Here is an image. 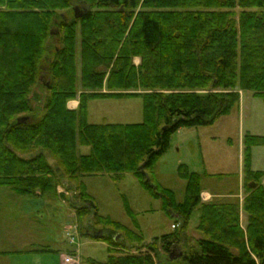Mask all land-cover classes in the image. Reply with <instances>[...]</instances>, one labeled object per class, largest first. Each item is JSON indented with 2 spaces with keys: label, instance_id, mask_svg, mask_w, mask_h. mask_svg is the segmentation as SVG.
Listing matches in <instances>:
<instances>
[{
  "label": "trees",
  "instance_id": "trees-1",
  "mask_svg": "<svg viewBox=\"0 0 264 264\" xmlns=\"http://www.w3.org/2000/svg\"><path fill=\"white\" fill-rule=\"evenodd\" d=\"M242 91L264 100V0H0V187L57 199L68 181L81 235L107 244L106 260L93 264H264V167L251 168V148L264 145V134L243 138L241 203L203 201L201 174L184 164L180 202L153 177L175 131L239 109ZM123 97L141 98L140 122L88 121V100ZM105 173L115 181L131 173L180 226L145 241L126 199L136 229L99 214L82 178ZM194 210L200 237L190 243ZM88 215L101 236L82 222ZM184 242L188 248L171 257Z\"/></svg>",
  "mask_w": 264,
  "mask_h": 264
},
{
  "label": "rangeland",
  "instance_id": "rangeland-1",
  "mask_svg": "<svg viewBox=\"0 0 264 264\" xmlns=\"http://www.w3.org/2000/svg\"><path fill=\"white\" fill-rule=\"evenodd\" d=\"M77 49L79 51V41ZM135 62L139 63V59L136 58ZM46 80L44 75L42 85L34 88L35 107L41 105L44 97L43 84ZM87 105L88 121L91 123H136L142 120L140 97L90 99ZM246 134H264V100L250 91H242L239 109L219 117L213 124L181 127L175 131L170 137L169 148L154 165L153 177L163 187L173 190L176 200L180 202L184 195L185 181L178 177L177 168L184 164L190 171L201 174L203 188L215 195L203 194V201L213 198L216 201L238 200L241 203L245 193L242 185V150ZM81 149L82 152L89 151L87 146ZM47 159L54 163L50 156H47ZM263 167L264 145L252 146L251 168L262 170ZM82 179L87 192L97 203L99 214L136 229L132 217L126 213V199L135 214L140 229L138 232L145 241L173 231V225H177L175 228L180 226L175 223L176 216L165 213L161 200L144 189L131 173L124 174L118 181L113 180L107 173L88 175ZM73 189L68 181L61 180L57 186L58 198L54 199L18 195L10 187H0V249L50 245L54 251L46 255L49 256L47 262L58 264L60 252L77 248L81 264H90L89 259L104 262L108 255L106 242L81 235L86 230L74 215L76 210L69 204L76 194ZM71 213H74V219L69 217ZM198 216L199 212L194 210L185 231L187 236L193 238L190 243L200 237L194 229ZM69 219L72 221H68ZM91 219V215H88L82 222L89 226L94 235L100 229L91 225ZM241 222L245 226L244 215L241 216ZM74 225L78 234L75 235V244L70 245L68 249L65 245L68 239L66 230ZM92 227H95V230ZM182 245L172 247L171 255L174 258L179 257L183 250L188 248L187 243ZM8 258L10 257L0 255V264H8L9 260L10 264H13L12 257L9 260Z\"/></svg>",
  "mask_w": 264,
  "mask_h": 264
},
{
  "label": "crops",
  "instance_id": "crops-1",
  "mask_svg": "<svg viewBox=\"0 0 264 264\" xmlns=\"http://www.w3.org/2000/svg\"><path fill=\"white\" fill-rule=\"evenodd\" d=\"M241 94H242V92H241ZM77 104H78L77 99L69 100L67 102V106L70 109H75L77 107ZM202 188H203V186H202ZM202 193L205 195H208V196H215L211 191H209L208 189H205V188H203ZM72 214H74V213H71L69 217L74 219V215H72ZM68 221H72V219L71 220L69 219ZM66 241H65V245L68 248V247H70V244ZM44 246H49L50 248H52L50 245H44ZM30 248H35V247H27V248H20V249H0V255H6L7 257H10V258L12 257L11 262L13 261V264H16V263L17 264H48L47 260H48L49 256H46V255L49 254L50 252H42V253H24L23 252V253L11 254V255L2 253L3 251L26 250V249H30ZM67 252H69V250H67L66 252H60L59 253L58 264H63L62 254H65ZM31 257L34 260H32ZM10 258H8V260ZM89 263L93 264V259H91V260L89 259ZM8 264H10V260L8 261ZM80 264H81V257H80Z\"/></svg>",
  "mask_w": 264,
  "mask_h": 264
},
{
  "label": "built area",
  "instance_id": "built-area-1",
  "mask_svg": "<svg viewBox=\"0 0 264 264\" xmlns=\"http://www.w3.org/2000/svg\"><path fill=\"white\" fill-rule=\"evenodd\" d=\"M70 229L72 231H69ZM66 234H67L69 243L75 244V235L77 234L76 226L75 225L70 226ZM62 258H63V264H79L78 249L76 248L73 254H64Z\"/></svg>",
  "mask_w": 264,
  "mask_h": 264
},
{
  "label": "water",
  "instance_id": "water-1",
  "mask_svg": "<svg viewBox=\"0 0 264 264\" xmlns=\"http://www.w3.org/2000/svg\"><path fill=\"white\" fill-rule=\"evenodd\" d=\"M73 10H74V16H75V18H79L81 15H82V7H80L79 5H75L74 7H73ZM24 118L25 117H22V118H19L18 119V122H21V121H24ZM143 166H141V168H142ZM100 235H102V232L99 230V232H98ZM171 257H173V256H171Z\"/></svg>",
  "mask_w": 264,
  "mask_h": 264
}]
</instances>
